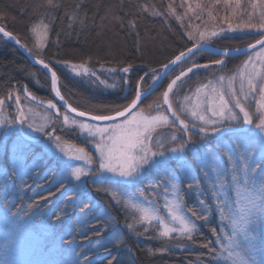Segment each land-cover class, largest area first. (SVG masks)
Here are the masks:
<instances>
[{"label":"snow or ice","instance_id":"6c2138e0","mask_svg":"<svg viewBox=\"0 0 264 264\" xmlns=\"http://www.w3.org/2000/svg\"><path fill=\"white\" fill-rule=\"evenodd\" d=\"M138 6L150 15H162L155 6ZM45 7L58 10L59 0H45ZM180 7L185 10L178 14L169 3L168 16L178 22L200 20L203 25H187L185 35L192 46L163 64L161 70L149 68L140 75L125 104L94 105L90 110L69 102L62 94L57 72L44 59L50 29L47 15L30 27L35 40L31 47L0 26V38L13 41L47 70L51 93L60 102L38 97L26 85L22 90L13 86L0 96V128L5 136L11 133L16 137L15 147L20 152L12 175L26 183L25 178L39 166L37 156L52 159L57 165L50 173L56 178V191L69 189L61 211L67 214L73 201L82 202L76 221L81 228L103 225L95 227L92 234L97 237L110 229L107 242L98 241V247L105 251L119 247L125 237L110 213L86 199L89 188L111 197L124 211L129 235L164 242L157 249L161 254L173 251L172 241L196 242L201 237L197 220L209 223L211 211L200 187L203 177L219 221L229 231L210 226L215 239L203 241L201 246L217 264H264V0H182ZM79 9L77 4L71 13H65L69 28L75 23L87 26L86 15L82 17ZM221 10L227 13L220 18L226 29L216 23ZM128 26L136 27L132 20ZM237 31L255 32L259 38L244 50L212 47L214 39ZM200 53L216 58L199 63L193 57ZM233 55H245L246 59L231 74L224 73L226 59ZM57 63H63L75 77L92 79L106 90L131 88L127 76L130 64L119 68L101 64L95 70L87 62ZM177 64L181 67L175 73L171 66ZM199 69L210 70L212 78L186 88L190 74ZM169 72H174L173 76L146 110L143 102L157 92ZM98 73L124 75L109 82ZM65 131L83 137L94 151L68 142ZM257 145L259 159L255 158ZM30 153L33 163L26 165ZM154 175L158 181L150 179ZM4 179L7 184L6 172ZM141 183H146L147 196L140 190ZM189 194L194 199L191 205L186 203ZM115 259H107V264H115ZM85 261L91 264L90 257L85 256Z\"/></svg>","mask_w":264,"mask_h":264},{"label":"trees","instance_id":"16d2710c","mask_svg":"<svg viewBox=\"0 0 264 264\" xmlns=\"http://www.w3.org/2000/svg\"><path fill=\"white\" fill-rule=\"evenodd\" d=\"M145 1L162 13L160 15L162 19L155 20L147 16L138 6L144 5L142 0L132 2L128 0H59L58 10L47 9L45 0H0V26L18 36L30 47V27L39 18L49 14L51 24L44 59L57 72L62 94L73 106L81 110L92 109L94 105L125 104L126 97L132 94V89L140 75L147 72L149 68L161 70L163 64L168 63L179 52L191 47L178 21H175L172 16H168L166 12L169 0ZM77 4L80 5V15L82 17L86 15L87 26L85 28H81L78 23L73 24L71 28L68 27L69 20L65 13H71ZM113 15L121 19H113ZM129 20L135 22V28L128 26ZM258 38L252 36L223 38L214 42L221 48L234 49L248 45ZM57 61H69L77 64L87 62L89 68L95 70L99 69L101 64L115 68L130 64L132 67L127 76L131 88L121 87L117 91L109 93L96 92L81 83L63 63H57ZM173 69L176 73V66ZM174 72H170L161 83L160 90L166 87ZM122 75L124 74L118 73L117 78L119 79V76ZM25 85L38 97L47 99L51 97L50 85L42 69L32 66L10 42L0 38V96L6 95L13 86L21 89ZM63 136L71 143L78 141L77 135L73 132L65 131ZM2 189L7 190L0 185V195ZM52 193H56V189L42 193L34 197V200H27V195L21 196L14 200V204L18 209L23 207L22 202H24V207L27 210L40 211L44 207H37V200ZM0 202H4L2 197ZM186 203L191 205L193 200L186 198ZM55 208L59 214L61 205L58 204V206H54ZM53 212L55 216H50V219L53 226L56 223V228L61 223L55 221V210ZM39 217L35 219L37 220ZM63 226L62 223L59 228H56V235L62 232ZM210 226L215 227V224L202 225L199 230L201 237L196 242H189L193 251H172L163 255L155 253L158 245H151V253L130 238H127V244L123 247L110 246L108 251L103 248L96 252L95 250L88 251L101 238L92 234L95 227H98L97 224L87 235L80 237V235L74 234L70 240L73 239L76 246L79 244L88 246L82 257L84 260L85 256L90 257L91 264H107V259L113 257L116 258L115 264H210L206 260L208 250L201 246L203 241L212 240ZM107 233L105 232L104 236ZM85 236L89 238L85 239Z\"/></svg>","mask_w":264,"mask_h":264},{"label":"rangeland","instance_id":"374dc122","mask_svg":"<svg viewBox=\"0 0 264 264\" xmlns=\"http://www.w3.org/2000/svg\"><path fill=\"white\" fill-rule=\"evenodd\" d=\"M128 1L132 2L137 0H128ZM142 1L144 2L145 6L150 7V5L145 0ZM190 2H195V0H190ZM244 2L247 3L248 0H244ZM169 3H173V7H175L176 12L178 14L184 12L185 8L180 7L182 0H169ZM144 13L152 19L155 20L159 18L162 19L160 16H153L147 12ZM226 14L227 13H225L222 10L219 12V16L216 21L218 28L219 27H223L225 29L227 28L226 23H220V18L225 16ZM47 16L48 18L46 22L51 24L50 15L48 14ZM191 16L192 14H189L190 18ZM172 17L176 21V18L174 16ZM204 19H207L206 13L204 14ZM178 23L180 25V28L183 30L184 35H185V29L187 28V25L189 23H192L194 25L199 24L201 25V27H203L201 21L196 19H185ZM181 24H183L184 27H182ZM233 26H235V21L233 22ZM246 36L259 37L257 33L255 32L249 33L247 31L245 32L237 31L232 33L225 32V34L222 37L230 39L234 37L241 38ZM185 38L192 46L193 42L188 40L186 35ZM34 42H35L34 37L29 31L30 47L34 44ZM43 72L46 75V79L48 80L50 85V79L48 74L45 71ZM98 74L101 75L102 78L109 79L110 80L109 82H112V78L118 80L117 74H111V75L108 73H98ZM76 78L81 83L85 84L86 86L95 90L96 92L109 93L118 90V89L106 90L102 86H97V84L94 83L92 79H81L78 77ZM166 78L167 77H165L163 81ZM185 87L190 88L188 85H186ZM159 88L157 89L156 93H154L152 96H149L147 100L143 102L142 106H144L146 110H147L146 108L147 104L151 103L156 98L155 96L164 89L163 88L160 90ZM83 110H90V109H83ZM9 111L11 112L13 111V109H9ZM77 137H78V141L73 143H75L77 146L86 147V150H88L89 152L94 151L91 144H86L85 139L83 137L79 135H77ZM210 142L211 144L214 143V141L212 140H209V144ZM15 145H16V137L11 135V133L8 136H5L4 129L0 128V185L7 189L6 191L2 189V194L0 195V198L2 197L4 199V202H0V264H87V262H85L82 256H83V252L87 251L88 246L86 244H79L78 246H76L77 245L76 242L73 239L70 240V237H72L74 234L76 236L80 235V237H82L84 235H87V233L90 232L91 229L93 228L92 227L81 228L76 222L78 219V213L80 211V208L83 207L82 202L73 201V203L69 205L66 209L67 214H65L64 211H61L62 209L65 208L64 194L69 193L68 188L62 189L59 192L56 191V193H52L51 195L45 196V197H49L47 200L39 198V200H37V204H38L37 207H44L43 210L42 209L40 211L35 210L33 212L29 211L24 207L25 205L24 202H22L23 204L22 206L24 208L19 207L17 209L16 207L17 205L15 206L14 200L20 198L21 196L27 195L26 196L28 198L27 200L30 199L34 200V197L39 196L40 194L45 192H50L52 189H57L58 187L55 176L50 174L52 169L57 168V165L50 158H41L40 156L36 157V161L38 162L39 166L30 176L25 178L26 183H21V181L17 177L13 176L12 175L13 168L16 167L15 158L20 155L19 149H17ZM40 151L41 150L39 147L35 149L36 153H39ZM259 155H260V149H259V145H257V148L255 150V158L259 159ZM32 163H33V154L30 153L27 156V159L25 160V164L31 165ZM5 172L8 177L7 184L5 183V179H4ZM150 179L153 181H158L159 177L154 175L153 177H150ZM200 179H201L200 187H201L202 195H204L205 199L207 200V207L211 211V217L209 223H214L215 227L222 230L223 232L229 231V229L226 228L225 224L220 223L218 215L215 210V205L213 203V200L211 196L208 195L207 190L204 186L203 177H201ZM140 190L145 191L146 196L148 195L146 191V183H141ZM232 195L234 197L235 193H232ZM187 198L192 199L194 203V199L192 195L189 194ZM86 199L90 200L93 204H98L103 210H105L107 213H110L111 216L118 223L125 237V242L120 246L123 247L127 244V238H130L133 241L139 243L149 252H151L150 247L152 244L158 245L157 249L163 246L164 242L162 241L147 239L145 237L137 238L134 235H129L128 230L125 226L126 225L125 213L123 210L118 208L114 204V202L111 201V197L106 196L103 193H98L92 188H89ZM58 204L61 205V210L59 213V215L61 214L60 215L61 219L55 221L57 223L58 222H60L61 224L63 223L64 226L62 228V232L56 235L55 230L57 227L59 228L61 224H58V226L55 228L56 223L53 226V222L51 223L50 216L53 215L55 216L53 210H55V213L57 215V210L56 208L54 209V206L56 207L58 206ZM38 216L40 217L36 220L35 218H37ZM47 218L48 221H46ZM196 222L199 225V230L202 225H207L199 220H197ZM97 225L98 227L103 226V225L99 226V224ZM109 236H110V229L109 232L105 236H103V238L101 237L100 239H98V241L104 240L105 242H107ZM67 239L70 241V243H65V241H68ZM214 239L215 237L212 235V240ZM98 241L94 243L92 248H89L88 251L93 252L95 250L96 252L97 250H99L100 247H98ZM172 245H173V252L193 251L188 241H172ZM155 253H159L160 255H163L157 250ZM206 260L210 264H217V262L212 259L211 254H209L208 252H207Z\"/></svg>","mask_w":264,"mask_h":264},{"label":"flooded vegetation","instance_id":"af4514ba","mask_svg":"<svg viewBox=\"0 0 264 264\" xmlns=\"http://www.w3.org/2000/svg\"><path fill=\"white\" fill-rule=\"evenodd\" d=\"M224 37L222 38H216L214 39L211 43H212V47L214 48H219V49H223L221 48L218 44H216L214 41L217 40V39H223ZM250 43H253V42H250ZM249 44V43H248ZM246 46V45H245ZM216 57H210L209 55L205 54V53H200L198 54L197 56L193 57V59L199 63H206L208 62L210 59H214ZM246 59V56L245 55H242V56H239V57H231V58H227L226 59V66L224 69H222L221 71H223L224 73H227V74H231V72H233L238 65L241 64V62L243 60ZM186 63H191V61H187ZM181 65L180 64H177L176 65V73H178L179 69H180ZM191 76V79H189L188 81V86L190 88H194L196 85H198L199 83H204V82H207V80L211 79L212 78V74H211V71L210 70H205V69H199L196 71V73L194 74H190ZM23 88H21L20 90H22ZM43 99H47V98H43ZM48 99H53L52 96ZM55 102V101H54ZM253 112H254V105L252 106V109H251ZM256 119L255 115H254V120ZM258 122V120L256 121ZM211 144V142H210Z\"/></svg>","mask_w":264,"mask_h":264},{"label":"water","instance_id":"95a60500","mask_svg":"<svg viewBox=\"0 0 264 264\" xmlns=\"http://www.w3.org/2000/svg\"><path fill=\"white\" fill-rule=\"evenodd\" d=\"M7 40V39H6ZM8 42H10L26 59H27V61L32 65V66H34V67H38V68H40V69H42L43 71H45L46 73H47V70H45V69H43V68H41V66H39V65H36L35 63H34V61H33V59L30 57V56H28L27 55V53L23 50V49H21L18 45H16L13 41H10V40H7ZM254 43V42H253ZM247 46L248 45H246V46H243V47H239V48H234V49H241V50H244V49H246L247 48ZM239 56H242V55H233V56H230V57H228V58H231V57H239ZM171 67H175V66H171ZM170 73V72H169ZM168 73V74H169ZM48 76H49V79H50V74H48ZM165 78V77H164ZM50 93H51V88H50ZM51 96H52V98H53V100L59 105L60 104V102L59 101H56L55 100V97H54V94H52L51 93ZM63 110V109H62Z\"/></svg>","mask_w":264,"mask_h":264}]
</instances>
